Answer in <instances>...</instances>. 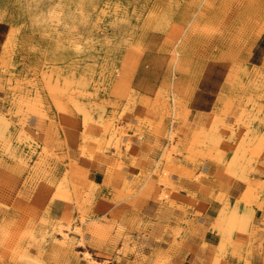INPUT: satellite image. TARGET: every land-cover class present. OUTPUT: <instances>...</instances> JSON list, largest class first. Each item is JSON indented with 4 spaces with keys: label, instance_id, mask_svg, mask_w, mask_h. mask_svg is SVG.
Returning <instances> with one entry per match:
<instances>
[{
    "label": "rangeland",
    "instance_id": "obj_1",
    "mask_svg": "<svg viewBox=\"0 0 264 264\" xmlns=\"http://www.w3.org/2000/svg\"><path fill=\"white\" fill-rule=\"evenodd\" d=\"M0 22V264L78 258L81 227L35 231L67 197L71 138L83 155L118 147V122L152 98L207 115L204 142L264 115V0H0Z\"/></svg>",
    "mask_w": 264,
    "mask_h": 264
},
{
    "label": "crops",
    "instance_id": "obj_2",
    "mask_svg": "<svg viewBox=\"0 0 264 264\" xmlns=\"http://www.w3.org/2000/svg\"><path fill=\"white\" fill-rule=\"evenodd\" d=\"M7 34L0 22V56ZM175 116L152 98L118 122V147L83 155L71 138L74 163L58 164V180L70 170L67 197L51 200L37 235L62 225L80 240L81 227L70 264H88L85 252L99 264H264V115L235 114L205 142L207 115Z\"/></svg>",
    "mask_w": 264,
    "mask_h": 264
}]
</instances>
